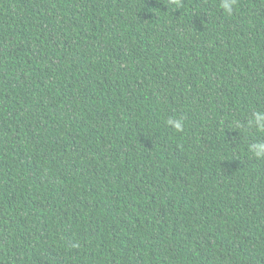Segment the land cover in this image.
Returning a JSON list of instances; mask_svg holds the SVG:
<instances>
[{
	"label": "trees",
	"instance_id": "trees-1",
	"mask_svg": "<svg viewBox=\"0 0 264 264\" xmlns=\"http://www.w3.org/2000/svg\"><path fill=\"white\" fill-rule=\"evenodd\" d=\"M224 2L0 0V264H264V0Z\"/></svg>",
	"mask_w": 264,
	"mask_h": 264
},
{
	"label": "clouds",
	"instance_id": "clouds-1",
	"mask_svg": "<svg viewBox=\"0 0 264 264\" xmlns=\"http://www.w3.org/2000/svg\"><path fill=\"white\" fill-rule=\"evenodd\" d=\"M222 7L226 11H231L230 4L227 3V0L222 4ZM254 119L258 126L264 127V113H256ZM168 123L177 130H180L182 127L180 120H172L170 119ZM250 151H252L256 156H264V143H257L255 145L250 146Z\"/></svg>",
	"mask_w": 264,
	"mask_h": 264
}]
</instances>
